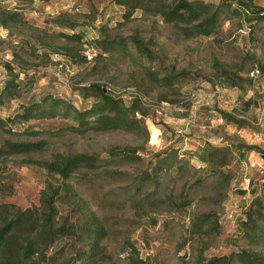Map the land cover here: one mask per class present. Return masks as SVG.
<instances>
[{
	"label": "rangeland",
	"instance_id": "1",
	"mask_svg": "<svg viewBox=\"0 0 264 264\" xmlns=\"http://www.w3.org/2000/svg\"><path fill=\"white\" fill-rule=\"evenodd\" d=\"M227 1L236 5L237 0ZM242 1L252 12H261L252 14L261 20L244 23L233 17L214 36L188 40L159 17L136 11L125 20L123 8L113 0H33L20 14L22 23L7 30L0 26V90L8 79L4 63L14 68L20 82L19 96L0 105L3 119L20 112L19 105L46 95L85 110L95 99L84 98L79 89L90 85L124 103L138 96L147 112V136L120 129L80 133L69 129L75 125L72 120L59 117L11 124L10 134L0 131V146L43 141L44 148L8 158L0 171V205L22 210L38 206L41 194L62 181L39 163L90 155L100 160L99 167L80 169L68 182L108 231L102 245L110 259L96 264H132L137 257L143 264H197L205 240L190 235V221L208 212L220 215V228L205 257L242 248L264 256V245L247 246L235 238L243 210L263 194L260 170L249 168L248 150L237 145L257 147L250 162L264 166L257 157L264 152V89L258 85L264 76L254 87L248 79L254 70L264 75V0ZM2 6L14 7L11 0ZM69 23L75 28H67ZM72 33L84 36L76 62L61 53L72 44L60 34ZM133 36L152 52V61L130 45L126 51L103 53L92 44ZM222 69L250 85L227 88ZM163 77L174 78L170 88ZM220 111L235 113L243 126L228 124ZM207 144L231 149L228 166L211 171L199 162L196 155ZM128 152L139 158L127 160ZM162 152L175 153L179 161L161 172L156 163ZM252 189H257L256 197L249 193Z\"/></svg>",
	"mask_w": 264,
	"mask_h": 264
},
{
	"label": "trees",
	"instance_id": "2",
	"mask_svg": "<svg viewBox=\"0 0 264 264\" xmlns=\"http://www.w3.org/2000/svg\"><path fill=\"white\" fill-rule=\"evenodd\" d=\"M4 1L6 0H0V26L7 30L11 24L23 22L20 14L33 0H11L14 6L11 9L2 6ZM113 2L123 8L122 18L125 20L130 19L136 11L159 17L184 40L212 37L217 34L224 20L233 17L244 23L261 20V17L252 15L261 12H252L251 5L242 0H237L236 5L227 0H220L217 4L205 0H113ZM248 13L250 15H247ZM66 27L74 29L75 23H69ZM60 35L72 44L61 48V53L68 60L76 62L79 58L78 48L81 47L84 36L78 33ZM92 44L103 53L126 51L130 45L140 57L149 61L153 59L152 52L135 36L128 39H98ZM3 66L8 79L0 90V105H3V100L11 101L17 98L20 89L14 68L9 63H4ZM219 72L227 88L243 90V84L247 87L250 85V82L237 73L231 74L225 69ZM173 79L161 78L163 84L169 88L173 85ZM79 91L84 98H94V104L85 110H78L59 97L46 95L38 102L19 105L20 112L11 118L3 119L0 116V131H8L10 134L11 128L8 126L16 121L26 123L59 117L72 120L75 125L69 126V129L80 133L86 130L101 132L120 129L128 133L141 132L147 136L144 121L147 112L140 107L138 96L124 103L121 98L103 92L96 85L85 86ZM246 106L249 107V104L246 103ZM219 115L228 124L243 126L244 120L237 118L233 112L220 111ZM43 148V141L4 142L0 146V171L5 167L8 158L14 155L27 156L42 151ZM237 149L243 152L247 149L248 152L245 154L247 157L253 149L258 148L237 145ZM161 154L164 157L156 163L161 172L166 168H173L179 161L175 153ZM230 154L231 149L216 148L207 144L201 147L196 157L211 171H218L228 166ZM260 154L264 155V152ZM125 158L130 160L139 157L128 152ZM38 165L47 169L50 174L58 175L62 181L58 187H50L44 191L36 207L22 210L0 205V264H75V262L96 264L110 259L105 246L102 245V241L108 235L106 227L80 198L74 185L68 182L80 169L98 168L100 160L90 155L75 154L67 157L57 156L52 162H42ZM260 187L263 194L254 198L243 210L245 218L239 221L235 237L236 241L243 240L247 246L264 245V182ZM178 206L184 208L188 204L181 203ZM219 218V214L208 212L198 214L190 221V235L205 240L204 243L201 241L197 264H264V256L247 252L243 248L229 255H212L209 258L204 256V251L208 250L209 243L213 241L211 238L219 233ZM132 264L143 262L137 257Z\"/></svg>",
	"mask_w": 264,
	"mask_h": 264
},
{
	"label": "built area",
	"instance_id": "3",
	"mask_svg": "<svg viewBox=\"0 0 264 264\" xmlns=\"http://www.w3.org/2000/svg\"><path fill=\"white\" fill-rule=\"evenodd\" d=\"M249 75H248V79H250V81H251V84H252V87H254L255 86V84H256V82H257V80H259L260 78H263V76L264 75H262V73H260L258 70H254V71H251L250 73H248ZM254 153L253 152H251L250 154H249V158L253 155ZM257 157L258 158H260L261 157V154H257ZM248 163H249V168L250 169H259L260 171V174H261V181H260V184H262L263 182H264V166H262L261 167V165L259 164V163H257V162H255V161H251L250 162V160L248 159ZM263 164H264V160H263V162H262ZM260 165V166H259ZM246 168V167H245ZM245 185H246V187H248V185H249V182L248 181H246L245 182Z\"/></svg>",
	"mask_w": 264,
	"mask_h": 264
},
{
	"label": "crops",
	"instance_id": "4",
	"mask_svg": "<svg viewBox=\"0 0 264 264\" xmlns=\"http://www.w3.org/2000/svg\"><path fill=\"white\" fill-rule=\"evenodd\" d=\"M258 85H260V87L261 88H263L264 89V83L263 82H261V83H259ZM253 157V155L249 158V155H248V159L249 160H251V158ZM256 191H257V189H252V191H250L249 193H251L253 196H255L256 197ZM245 194V193H244ZM254 198V197H253ZM243 206H246V205H243ZM242 206V207H243Z\"/></svg>",
	"mask_w": 264,
	"mask_h": 264
},
{
	"label": "water",
	"instance_id": "5",
	"mask_svg": "<svg viewBox=\"0 0 264 264\" xmlns=\"http://www.w3.org/2000/svg\"><path fill=\"white\" fill-rule=\"evenodd\" d=\"M261 158L264 160V155H261Z\"/></svg>",
	"mask_w": 264,
	"mask_h": 264
}]
</instances>
